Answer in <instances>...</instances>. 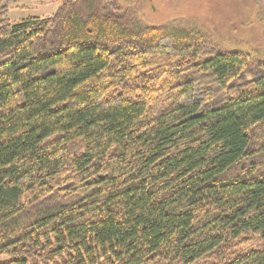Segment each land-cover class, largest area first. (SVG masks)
<instances>
[{
	"label": "trees",
	"instance_id": "16d2710c",
	"mask_svg": "<svg viewBox=\"0 0 264 264\" xmlns=\"http://www.w3.org/2000/svg\"><path fill=\"white\" fill-rule=\"evenodd\" d=\"M0 264H264V58L118 0L6 18Z\"/></svg>",
	"mask_w": 264,
	"mask_h": 264
},
{
	"label": "rangeland",
	"instance_id": "374dc122",
	"mask_svg": "<svg viewBox=\"0 0 264 264\" xmlns=\"http://www.w3.org/2000/svg\"><path fill=\"white\" fill-rule=\"evenodd\" d=\"M69 0H18L8 5L14 24L28 17L52 16ZM138 11L143 21L160 24L187 19L207 31L209 41L225 50H242L264 58V0H118Z\"/></svg>",
	"mask_w": 264,
	"mask_h": 264
}]
</instances>
